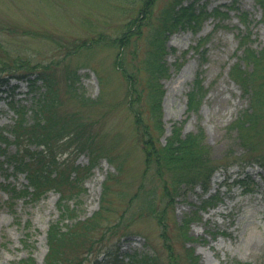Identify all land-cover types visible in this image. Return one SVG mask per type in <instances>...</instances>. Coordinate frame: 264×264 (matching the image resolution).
<instances>
[{
	"label": "rangeland",
	"instance_id": "rangeland-1",
	"mask_svg": "<svg viewBox=\"0 0 264 264\" xmlns=\"http://www.w3.org/2000/svg\"><path fill=\"white\" fill-rule=\"evenodd\" d=\"M143 1L0 0V74L3 78L20 75L27 67L22 63L48 65L55 75L61 108L77 110L78 105L65 92L66 77L76 69L75 92L96 101L79 110L92 122V131L99 138L102 136L108 154L112 159L114 155L115 161L121 164L120 171L115 173L113 163L103 158L84 181L86 192L80 198L81 208L77 213L81 220L98 210L102 182L107 175H115L110 182L112 193L109 196L113 211L103 214L101 229L94 233L97 242L82 264H93L94 259L100 260L106 253L117 252L123 256L152 251L160 264H168V251L161 232L180 264H186L184 249L187 247L193 248L198 264H264V170L256 160L264 157V120L256 134L248 135L247 142L252 149H245L231 123L248 107V98L229 76L230 67L241 55L236 34L238 29L245 33L238 13L248 15L251 48L260 50L264 44L260 8L253 0H184L185 4L194 2L196 7L205 6L207 11L234 9L220 23L207 19L196 34L188 29L177 30L167 39L165 61L169 76L160 80L164 91L161 100L164 132L157 144H164L173 125H181L182 135L201 128L210 157L218 165L206 195L203 196L200 187L196 186L185 190L171 206H167V199L162 197L163 182L156 177L153 164L146 167L143 144L138 140V133L144 134L151 129L145 121L144 99L139 95L141 87H136L138 94L128 92L127 95L126 81L114 65L116 53L121 51L127 69L130 71L131 65L137 67L136 61L146 50V36L158 26L163 9L173 0H149L150 5L140 12ZM128 31L126 46L120 49L113 44L114 38H121ZM99 37L102 39L98 40ZM199 41L202 45L193 49ZM130 52L135 55L134 64L129 61ZM179 63L180 68L176 70L175 64ZM138 77L142 78V75ZM195 77L201 80L205 95L197 111L187 112L186 93ZM43 90L41 87L31 92L24 79L8 78L0 86V131L13 122L9 105L17 103L29 107ZM135 116L142 117L139 126L134 124ZM148 135L149 132L145 136L139 134L142 140ZM5 151L11 154L14 146H7ZM87 163L86 154L76 156L78 166L84 167ZM1 167L0 264H15L29 256L33 264H42L47 251L46 229L49 223L58 219V194L49 191L33 203L11 200L7 189L11 186L22 189L26 179L23 174L13 173L11 166L4 164ZM235 179L252 184L253 190L243 192L242 187L235 185ZM216 190L219 203L197 213L199 219L188 228L189 235L196 240L183 244L178 237V224L195 210L201 199ZM150 191L153 192L155 213L161 215L165 228L158 224L156 217L138 215L143 199ZM126 216L132 218L131 221ZM120 218L122 225L117 226L114 234L113 228L110 231L111 226H115ZM27 222L32 236L29 247L25 248L20 240L27 231L24 228ZM101 231H104L102 239L99 238Z\"/></svg>",
	"mask_w": 264,
	"mask_h": 264
},
{
	"label": "trees",
	"instance_id": "trees-1",
	"mask_svg": "<svg viewBox=\"0 0 264 264\" xmlns=\"http://www.w3.org/2000/svg\"><path fill=\"white\" fill-rule=\"evenodd\" d=\"M261 11L260 21L264 25V0H253ZM149 0H144L140 12L147 5ZM233 7L226 8L221 12L218 9L207 11L205 6L196 7L194 2L184 3V0H173L169 6L163 9L161 18L150 34L146 36V50L139 61L130 52L131 70L127 69V62L121 51L116 53L114 65L120 70L127 85V95L131 92L139 93L137 85L141 87L139 95L144 99V110L146 111V122L151 129L146 133H138V140L142 142L145 152V165H154L155 175L163 184L162 197L166 198V205L171 206L176 197H180L185 190L199 186L201 192L206 195L209 192L211 176L218 168V165L210 157L209 148L204 143L203 130L199 128L195 133L181 134V125H173L168 137L162 145L157 140L163 135L161 100L164 94L160 80L169 76V68L165 61L167 54L166 42L169 35L177 30H191L194 34L198 32L204 21L209 18L220 21L225 20ZM239 22L244 25L245 33L238 29V48L241 55L229 70L231 80L238 85L243 96L248 98V107L232 123L231 128L236 130L240 144L248 150L249 134L253 136L258 131L264 120V44L260 50H254L250 46L248 15L237 14ZM129 31L121 38H114L113 44L118 48L128 44ZM102 39L101 37L98 40ZM84 42V41H83ZM82 42V44H83ZM111 43V42H110ZM84 45V44H83ZM83 45H81L83 47ZM202 43L199 41L193 49L199 48ZM78 48V47H77ZM120 48V49H121ZM26 65L24 70L19 71L20 75H9L3 78L0 74V86L4 85L8 78L17 80L24 79L35 92L38 88L44 90L38 94L33 105L26 107L20 104L9 105L14 118L12 124L0 131V171L2 165L11 166L12 172L23 174L26 184L22 189L16 190L14 186L7 189L11 200L23 199L25 202H37L47 192L54 191L58 194L56 207L58 219L49 223L45 232L47 251L42 264H82L87 260L88 255L93 251L92 246L97 242L94 233L101 228L105 213L112 212L109 196L112 193L110 182L114 180V174L106 176L101 185L99 196V208L86 219L78 218V210L81 208V196L86 192L84 181L92 174V170L99 164L100 160L106 158L113 163L115 173L120 171L121 164L116 162V157L108 154L107 146L102 143V136L99 138L96 132L92 131V122L87 115L79 110L82 106L96 103L82 93H76L75 83L78 80L76 69L67 75L66 93L68 97L78 105L77 110H63L62 100L56 90V79L48 65ZM20 65V66H21ZM176 70L180 63L175 64ZM249 67V70L247 69ZM16 71H14L15 73ZM138 75H142L139 78ZM39 83V84H38ZM129 92V94H128ZM126 95V96H127ZM205 95V89L201 80L195 77L191 88L186 93L187 112L197 111L201 100ZM129 104L131 110L132 107ZM140 116H135V125L141 123ZM144 121V122H145ZM146 128L144 127V132ZM149 132L148 138L141 139ZM156 133V134H155ZM11 137V139L8 137ZM3 144V148L1 147ZM14 146V151L9 154L5 148ZM33 147V149H32ZM67 155L60 159L62 155ZM79 154H86L88 163L84 167L75 164V158ZM257 164L264 170V157L256 159ZM243 171V170H242ZM241 171V172H242ZM6 177L9 175H5ZM239 176V175H237ZM242 179H235V185L242 187L243 192H251L253 185L242 182ZM142 191V185L139 186ZM138 197V195H137ZM219 192L207 195L196 205L191 214H186L181 223L178 224V237L183 244L195 241L189 235V225L199 219L197 214L215 207L220 199ZM138 215H150L157 218L158 224L163 228L161 215H156L153 201V192L150 191L143 199ZM137 216V215H136ZM127 219H129L126 216ZM132 219V218H131ZM131 219H129L131 221ZM113 228L122 225L120 218ZM125 226V225H124ZM25 233L20 242L23 247H29L28 242L32 236L30 225L25 224ZM165 228V227H164ZM163 243L168 251V264H180L170 243L161 232ZM104 237L101 231L99 238ZM186 264H198V256L193 248L184 249ZM15 264H33L32 257L17 261ZM93 264H160L158 256L152 252H132L119 255L117 252L103 254L100 260L94 259ZM236 264H251L240 263Z\"/></svg>",
	"mask_w": 264,
	"mask_h": 264
}]
</instances>
